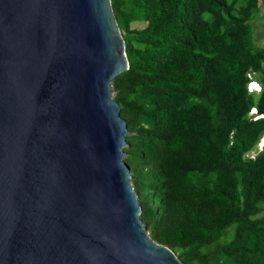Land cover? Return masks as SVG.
<instances>
[{
  "label": "trees",
  "instance_id": "obj_1",
  "mask_svg": "<svg viewBox=\"0 0 264 264\" xmlns=\"http://www.w3.org/2000/svg\"><path fill=\"white\" fill-rule=\"evenodd\" d=\"M263 2L110 0L129 181L148 235L182 264H264Z\"/></svg>",
  "mask_w": 264,
  "mask_h": 264
},
{
  "label": "water",
  "instance_id": "obj_2",
  "mask_svg": "<svg viewBox=\"0 0 264 264\" xmlns=\"http://www.w3.org/2000/svg\"><path fill=\"white\" fill-rule=\"evenodd\" d=\"M110 0H0V264H182L140 220Z\"/></svg>",
  "mask_w": 264,
  "mask_h": 264
},
{
  "label": "rangeland",
  "instance_id": "obj_3",
  "mask_svg": "<svg viewBox=\"0 0 264 264\" xmlns=\"http://www.w3.org/2000/svg\"><path fill=\"white\" fill-rule=\"evenodd\" d=\"M135 28H141L144 26L143 22H134L132 24ZM252 31L254 36L255 44L264 48V2L261 5V9L258 12L257 18L252 21ZM255 112V110L250 111V113ZM264 147V136L258 143V149Z\"/></svg>",
  "mask_w": 264,
  "mask_h": 264
},
{
  "label": "built area",
  "instance_id": "obj_4",
  "mask_svg": "<svg viewBox=\"0 0 264 264\" xmlns=\"http://www.w3.org/2000/svg\"><path fill=\"white\" fill-rule=\"evenodd\" d=\"M248 89L249 90H256V91H258L259 90V85L256 82H250L248 84Z\"/></svg>",
  "mask_w": 264,
  "mask_h": 264
},
{
  "label": "clouds",
  "instance_id": "obj_5",
  "mask_svg": "<svg viewBox=\"0 0 264 264\" xmlns=\"http://www.w3.org/2000/svg\"><path fill=\"white\" fill-rule=\"evenodd\" d=\"M252 82H254V81H252Z\"/></svg>",
  "mask_w": 264,
  "mask_h": 264
}]
</instances>
